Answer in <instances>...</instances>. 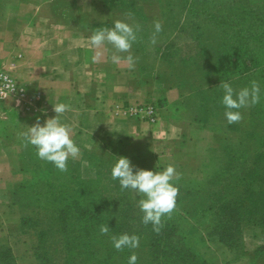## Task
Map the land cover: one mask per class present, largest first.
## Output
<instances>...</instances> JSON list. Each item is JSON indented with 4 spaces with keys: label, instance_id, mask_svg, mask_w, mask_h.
<instances>
[{
    "label": "rangeland",
    "instance_id": "374dc122",
    "mask_svg": "<svg viewBox=\"0 0 264 264\" xmlns=\"http://www.w3.org/2000/svg\"><path fill=\"white\" fill-rule=\"evenodd\" d=\"M71 1L73 0H57L61 6H66ZM101 1L111 11L109 13H112L111 20L101 23V26L113 27L117 20L134 28L137 24L140 26L131 50L132 55L139 58L136 64L142 76L178 84L185 90H191L193 98L204 106L206 117L210 119L207 127L225 134L223 143L217 146L216 161H213L212 174L219 176L216 177V183L209 185L208 180L213 175L206 182L198 181L195 184L185 180L171 181L178 187L176 208L171 218H162L174 223L186 236L189 245L209 264H264V173L258 172L253 180L246 181L247 183L244 181V170L252 162V166L259 164L257 168L264 166V71L250 76L249 73L244 74V63L241 60L232 62L233 55H244V38L249 45L256 43L252 46L253 49L264 55V41L255 31L244 32V26L253 24L254 27L263 20L261 13L264 11V0ZM154 21L162 22V31L153 45L149 40L154 31ZM262 60L264 61L263 58ZM253 81L260 87L259 103L232 110L239 111L242 120L229 124L224 115L226 109L221 103L224 92L219 84L227 82L234 91H239L250 87ZM204 89L209 93L199 92ZM153 100L160 104V119L164 105L159 99ZM228 131L232 136H228ZM113 145L104 146L101 142H94L77 159H68L79 164L67 162L68 171L65 173L70 174V178L79 175L90 184V188H95L96 191L90 194L89 199L95 200L96 204H100L98 200L105 203L104 198L114 196L120 203L119 211L127 215V218L139 216L141 212L136 204L140 197L128 189L121 190L119 181L111 178V169L117 159H129L134 150L129 144ZM32 147L28 145L21 151L19 168L14 171L15 183L8 191L4 190V181L11 179L10 171L4 165L0 166V246L11 247L16 264H65L64 257L68 254L63 242L64 234L58 228L57 211L55 208L50 210L37 206L38 194L42 195L47 181L48 166L57 168L52 163L39 159L36 149ZM129 161L130 164L139 166L135 168L131 164L134 173L137 169L162 172L160 169L164 170L169 165L185 167L187 164L185 160H180V163L170 160L164 162L163 167L160 164L155 166L152 160ZM78 187L81 189L83 183L78 185L72 181L68 190L77 195ZM246 187L259 189V192L251 195L249 190H244ZM54 191L58 197L56 187ZM225 197L234 198L235 203L230 209H218V202ZM77 198L76 196L78 202ZM233 209L239 211V217L243 218L236 224L229 219L223 226L226 228L232 224L233 230L239 228L234 236L238 239L233 243L235 246L229 247L221 242L220 232L212 231V227L218 219H228ZM76 211L75 206L73 214ZM22 216L31 217V220L26 225H21ZM75 220V216L71 217L66 224L69 230L76 232L78 227ZM108 220L111 221L107 224L109 231L123 229L112 219ZM101 225L103 224L95 229L99 234ZM132 228L134 227L129 229ZM46 230L53 235L51 241L58 250L55 249V254L51 249H45L51 258L43 261L38 258L35 247L40 245L38 237ZM106 238H102L99 244L103 249L112 246L110 237ZM40 250L42 251L41 248ZM131 250L137 255L140 264H155L143 238L139 239V247ZM118 259L113 258L106 264H119Z\"/></svg>",
    "mask_w": 264,
    "mask_h": 264
},
{
    "label": "crops",
    "instance_id": "0c3cea01",
    "mask_svg": "<svg viewBox=\"0 0 264 264\" xmlns=\"http://www.w3.org/2000/svg\"><path fill=\"white\" fill-rule=\"evenodd\" d=\"M109 11L101 0H73L66 6L57 0H0V65L11 69L26 94L24 102L10 99L0 106V166L11 176L4 181L5 191L14 185L19 168L23 143L18 133L54 117L52 106L57 103L70 105L60 120L71 129L80 155L94 142L129 144L135 153L132 161L152 160L165 167L166 161L185 160V167L174 164L179 180L195 184L213 175L217 146L225 134L207 127L210 119L204 126L196 121L199 103L191 90L144 78L137 64L129 70L123 62L128 53H120L121 63H113L109 45L99 60L93 59L97 50L89 37L99 28H112L101 26L111 20ZM27 99L33 103L21 112ZM144 99L162 101L159 122L122 117L112 110L117 102Z\"/></svg>",
    "mask_w": 264,
    "mask_h": 264
},
{
    "label": "trees",
    "instance_id": "16d2710c",
    "mask_svg": "<svg viewBox=\"0 0 264 264\" xmlns=\"http://www.w3.org/2000/svg\"><path fill=\"white\" fill-rule=\"evenodd\" d=\"M261 14L263 20L254 27L253 24L244 26V32L254 33L255 31L259 38L264 41V11ZM253 42H256V40ZM254 45H249L244 38V55H237L234 53L235 55L232 56V62L241 60L244 63V74L249 73L250 76H253L254 73L264 71V61L262 60V58L264 59V55H261V53L258 54L252 47ZM196 92H198V90H196ZM199 92L206 94L209 93L207 89H204L203 91L199 90ZM213 100L214 99L212 98V101ZM157 103L159 104V102ZM195 118L196 121L203 126L209 120V118L206 117L204 106L201 104L197 107ZM24 148L25 147L22 146L21 151H23ZM70 163L76 165L79 164L73 161ZM253 164L254 163L252 162V165ZM252 165L244 170L245 182H249L256 178L255 174L258 175V172L264 173V166L257 168L259 164H257V166ZM57 171L58 169L48 166L46 170L47 181L42 189V195L38 194L37 202L39 203L37 206H43L50 210L55 208L57 211L59 216L58 228L64 234L63 242L65 244L66 253L68 254L67 257H64L65 264H103L104 262L106 264L113 258L117 257L119 258V264H128V257L133 253L131 249L125 248L122 251H117L113 246L103 249V247L99 245L102 238H106L107 236H119L121 234L136 235L139 239L143 238L149 246L150 254L155 264H209L205 258L195 252L186 240V236L183 235L177 226L171 221L162 218L163 228L160 233L157 234L153 232L151 224L144 225L141 222L142 213L139 216L127 218V215H124V213L119 211L120 203L114 196L107 199L104 198L103 202L105 203H101L100 200H98L100 204H96L95 200L89 199L90 194L96 191L95 188H90V184L83 181L79 175L70 178V174L59 171L58 173ZM216 177L219 176L215 175V173L210 177L208 180L210 186H213V184L216 183ZM72 181L77 182L78 185H82L83 183L81 189L78 187L77 195L68 190ZM55 187L57 188L56 194H59L58 197L55 195ZM249 188L250 187H246L244 190H249L251 195H256L259 192V189L254 190ZM186 191H188V189H186ZM76 196L78 197V202ZM52 203L54 205H51ZM234 203V198L225 197L218 202V209H230ZM75 206L77 207V211L73 214ZM230 214L231 216H229L228 219L225 217L218 219V222L214 223L212 231L220 232V240L223 244L228 245L229 247H234L235 245L233 243L238 240L237 238H234V236L235 233L239 232V228L233 230L231 228L232 224L228 225L226 228L223 226L229 221V219L234 222L233 224H236L235 222H240L241 220L239 219L243 217H239L240 212L234 209ZM74 216L76 218L75 223L78 227L76 232L69 230V226L66 224L67 220ZM246 217L251 219L250 216ZM108 218H110V220L112 219L116 225L120 224L123 229L118 228L115 232H113V230L109 231L108 235L97 233L95 229L98 225H107L111 223ZM29 220H31V217L27 218L22 216L21 225H26ZM131 227L134 228L129 229ZM51 237H53V235L49 230L42 231V234L38 237V243H40V245H36L35 250L38 252V258L40 257L43 261H48V259L51 258L48 256L47 250L45 249H48V251L51 249V252L55 254V249L58 250L53 247L54 245L51 241ZM0 264H16L10 246H0ZM136 264H140L138 259Z\"/></svg>",
    "mask_w": 264,
    "mask_h": 264
},
{
    "label": "clouds",
    "instance_id": "9594fccd",
    "mask_svg": "<svg viewBox=\"0 0 264 264\" xmlns=\"http://www.w3.org/2000/svg\"><path fill=\"white\" fill-rule=\"evenodd\" d=\"M153 28L149 42L154 45L158 34L162 31V22L154 21ZM139 30L138 24L134 28L120 20L115 21L112 28L97 29L89 37L90 46L97 50L93 59L99 60L102 50L109 45L114 49L111 57L113 63H121L122 57L119 54L128 53L123 57V62L129 70L134 69L139 58L131 54V48L137 40ZM0 79L4 80V84L0 87L11 92L15 91V84L12 80L2 76ZM219 87L224 92L221 103L226 109L224 115L229 124L242 120L241 113L232 110L252 107L259 103L260 87L255 81L250 87L239 91H234L227 82L220 83ZM52 110L56 114L54 117L47 119L43 125L37 120L35 124L27 128V131L18 133V138L22 140L25 147L33 146L39 159L52 163L60 172H67L68 159L70 157L77 159L80 156V148L71 138V129L60 120V117L71 108L68 104L57 103L52 106ZM111 178L119 181L121 190L128 189L140 197L136 206L142 213L141 222L144 225L151 224L153 232L159 234L163 228L162 217L171 218L176 208L178 188L171 181L179 180L180 175L175 167L169 165L162 172L137 169L134 173L129 159L119 157L111 169ZM109 230L107 225L99 227L102 235H107ZM110 241L117 251L139 247V237L136 235L111 236ZM137 259V255L133 252L128 257V264H136Z\"/></svg>",
    "mask_w": 264,
    "mask_h": 264
},
{
    "label": "built area",
    "instance_id": "2783aa9c",
    "mask_svg": "<svg viewBox=\"0 0 264 264\" xmlns=\"http://www.w3.org/2000/svg\"><path fill=\"white\" fill-rule=\"evenodd\" d=\"M0 76L7 77L12 80L15 84V91L11 92L6 88L0 87V106L10 99H26V94L23 91V87L18 81V79L12 74L10 68H6L0 65ZM4 84V80L0 79V86ZM27 105L19 107V110L22 112L33 102L31 99L26 100ZM15 107L18 106L16 103L13 104ZM112 110L116 115L136 119L138 121H144L151 124L158 122L160 106L153 99H144V100H135V101H121L112 105Z\"/></svg>",
    "mask_w": 264,
    "mask_h": 264
}]
</instances>
